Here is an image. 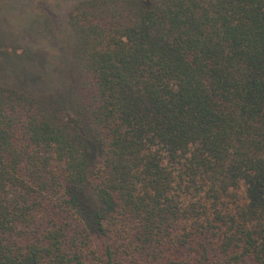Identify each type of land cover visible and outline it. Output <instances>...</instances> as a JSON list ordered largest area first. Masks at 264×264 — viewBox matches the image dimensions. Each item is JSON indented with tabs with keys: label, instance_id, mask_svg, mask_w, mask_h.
<instances>
[{
	"label": "trees",
	"instance_id": "1",
	"mask_svg": "<svg viewBox=\"0 0 264 264\" xmlns=\"http://www.w3.org/2000/svg\"><path fill=\"white\" fill-rule=\"evenodd\" d=\"M63 102L0 83V264H264V0H80Z\"/></svg>",
	"mask_w": 264,
	"mask_h": 264
},
{
	"label": "rangeland",
	"instance_id": "2",
	"mask_svg": "<svg viewBox=\"0 0 264 264\" xmlns=\"http://www.w3.org/2000/svg\"><path fill=\"white\" fill-rule=\"evenodd\" d=\"M79 1L0 0V83L63 102L75 45L68 14Z\"/></svg>",
	"mask_w": 264,
	"mask_h": 264
}]
</instances>
